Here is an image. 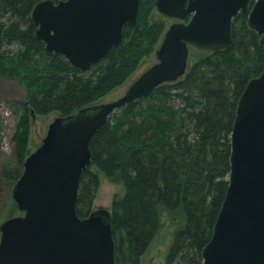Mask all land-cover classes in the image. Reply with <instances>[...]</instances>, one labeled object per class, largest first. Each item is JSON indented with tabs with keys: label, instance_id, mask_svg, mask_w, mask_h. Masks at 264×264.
Masks as SVG:
<instances>
[{
	"label": "trees",
	"instance_id": "16d2710c",
	"mask_svg": "<svg viewBox=\"0 0 264 264\" xmlns=\"http://www.w3.org/2000/svg\"><path fill=\"white\" fill-rule=\"evenodd\" d=\"M42 1L0 0V76L25 92L23 102L11 103L13 157L2 170L11 192L30 154L31 118H66L96 104L155 52L166 30L154 12L156 0H139L136 24L124 28L120 45L81 72L36 38L31 12ZM231 37L227 49L202 55L182 78L124 106L91 138V163L80 177L75 209L81 219L92 212L99 185L92 167L123 183L124 195L110 208L115 264H141L162 212L179 223L164 264H202L228 186L236 105L264 68V48L246 15L233 20Z\"/></svg>",
	"mask_w": 264,
	"mask_h": 264
},
{
	"label": "water",
	"instance_id": "95a60500",
	"mask_svg": "<svg viewBox=\"0 0 264 264\" xmlns=\"http://www.w3.org/2000/svg\"><path fill=\"white\" fill-rule=\"evenodd\" d=\"M138 8L139 0H44L31 19L46 51L87 72L120 45ZM155 8L176 20L155 50L157 62L120 98L55 117L24 160L12 191L21 215L0 225V264H115L110 211L81 219L75 209L80 177L91 163V138L124 106L182 78L191 48L227 49L239 14L264 48V0H156ZM230 145L228 186L202 264H264V68L237 102Z\"/></svg>",
	"mask_w": 264,
	"mask_h": 264
},
{
	"label": "rangeland",
	"instance_id": "374dc122",
	"mask_svg": "<svg viewBox=\"0 0 264 264\" xmlns=\"http://www.w3.org/2000/svg\"><path fill=\"white\" fill-rule=\"evenodd\" d=\"M154 12L159 14L156 11V8ZM163 19L165 21L166 29L171 23L176 21L174 19H167L164 16ZM206 53L209 52L191 48L189 51L188 68L196 59L202 57V55H205ZM156 62L155 52L149 57L143 58L135 71L121 86L102 97L96 104L108 103L120 98L133 82ZM24 100L25 92L23 86L17 81L9 80L0 76V225L10 218L21 215L16 204L12 200L11 185L2 177V170L9 166V162L13 157V147L10 137L16 122V116L13 113L11 103L23 102ZM57 116L56 113H50L47 115H35L31 118L27 142V148L30 153H33L42 144V140L46 135L49 124ZM92 171L97 173L99 179L92 211H110L113 199L123 196L125 193V187L119 178H108L95 167H92ZM178 226L179 223L177 222L176 217L166 212L161 213L160 230L142 256L141 264H164L168 250L174 239L176 227Z\"/></svg>",
	"mask_w": 264,
	"mask_h": 264
},
{
	"label": "flooded vegetation",
	"instance_id": "af4514ba",
	"mask_svg": "<svg viewBox=\"0 0 264 264\" xmlns=\"http://www.w3.org/2000/svg\"><path fill=\"white\" fill-rule=\"evenodd\" d=\"M253 5V4H252Z\"/></svg>",
	"mask_w": 264,
	"mask_h": 264
}]
</instances>
